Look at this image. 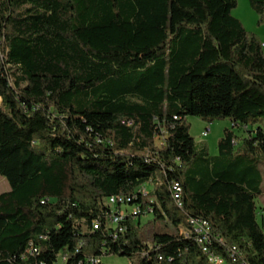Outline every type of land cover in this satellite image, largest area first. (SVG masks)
I'll use <instances>...</instances> for the list:
<instances>
[{
	"label": "trees",
	"instance_id": "16d2710c",
	"mask_svg": "<svg viewBox=\"0 0 264 264\" xmlns=\"http://www.w3.org/2000/svg\"><path fill=\"white\" fill-rule=\"evenodd\" d=\"M248 2L264 25V0ZM235 6L0 0V264H264V53ZM188 116L230 121L217 155ZM111 196L132 198L118 225Z\"/></svg>",
	"mask_w": 264,
	"mask_h": 264
},
{
	"label": "rangeland",
	"instance_id": "374dc122",
	"mask_svg": "<svg viewBox=\"0 0 264 264\" xmlns=\"http://www.w3.org/2000/svg\"><path fill=\"white\" fill-rule=\"evenodd\" d=\"M232 15L240 20L245 30L249 33H254L259 36V38L264 40V25H258L257 19L258 16L252 10L248 0H236V6L232 10ZM264 18V15H263ZM187 122L190 125V134L194 138L196 144V150L200 149V144H206L209 155H217V141L223 134L224 128H231V123L228 119L224 120H216L211 123L204 122L202 119L196 116H188ZM256 126L264 127V117L259 118L258 123L252 128H256ZM202 132H206L205 136H202ZM235 134L241 138L246 136V132L243 129H234ZM259 170L263 178V182L261 184L262 194L257 196L255 199L258 215H261L264 209V157L261 159V163L259 164ZM10 189L9 184L5 177L0 176V194L6 192ZM146 191L151 189L150 185L146 186ZM150 215H143L141 217V222H145L150 219ZM259 218V216H258ZM104 264H128V260L123 257L109 255L104 256L102 259ZM57 264H65L63 260V255L60 253Z\"/></svg>",
	"mask_w": 264,
	"mask_h": 264
},
{
	"label": "built area",
	"instance_id": "2783aa9c",
	"mask_svg": "<svg viewBox=\"0 0 264 264\" xmlns=\"http://www.w3.org/2000/svg\"><path fill=\"white\" fill-rule=\"evenodd\" d=\"M264 46V45H262ZM206 132H202V136H205ZM172 184H175V187H177V196L179 198V204L182 206V188L179 187V183L177 181H174ZM143 194L146 193L144 189L141 190ZM131 197H117V196H111L108 198V203L112 207V211L110 214V223L114 225L120 224L125 216H126V210L125 207L128 206V204L131 201ZM118 207V208H117ZM130 207V206H129ZM130 213L133 215V217H136L140 214V208L138 206H131L130 207ZM189 231H186L185 234H189L190 232L194 233L196 237H199V240L202 241V244L206 243L210 239V226L209 223L204 219L199 218H190L189 220ZM92 226L94 229H97L99 224L97 221H94L92 223ZM119 231H123V228L120 227ZM203 251L208 252V249L206 246H203ZM34 252V248L30 250V253ZM230 257L232 259H236V253L237 250L235 247H232L230 250ZM220 261H223L221 257L215 256ZM63 260L65 261V257H63ZM100 261L99 258H93L89 260V264H96ZM130 264V263H128ZM246 264V263H242Z\"/></svg>",
	"mask_w": 264,
	"mask_h": 264
},
{
	"label": "crops",
	"instance_id": "0c3cea01",
	"mask_svg": "<svg viewBox=\"0 0 264 264\" xmlns=\"http://www.w3.org/2000/svg\"><path fill=\"white\" fill-rule=\"evenodd\" d=\"M264 38V37H263ZM261 42H262V45H264V40L262 39V37H261ZM263 53H264V46H263ZM239 136V135H238ZM262 209H264V208H262ZM264 214V210L262 211V213H261V215H263ZM103 259V258H102Z\"/></svg>",
	"mask_w": 264,
	"mask_h": 264
}]
</instances>
